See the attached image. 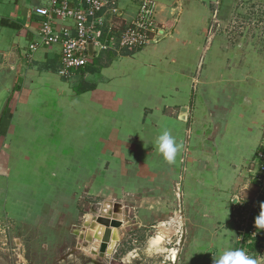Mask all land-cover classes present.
Segmentation results:
<instances>
[{"label": "crops", "instance_id": "0c3cea01", "mask_svg": "<svg viewBox=\"0 0 264 264\" xmlns=\"http://www.w3.org/2000/svg\"><path fill=\"white\" fill-rule=\"evenodd\" d=\"M47 1L0 0V80L13 79L0 107V222L15 232L70 228L83 195H132L124 204L138 227L180 221L171 264H214L236 249L230 199L255 195L250 167L264 135V19L232 22L247 23L251 4L264 17V0H235L227 18L216 0H151L170 29L159 43L104 52L70 80L58 74L60 44L30 49L40 41L34 9ZM141 1L114 0L106 17L125 24ZM73 24L59 28L75 34ZM165 129L180 145L173 163L156 149ZM166 234L168 261L175 232ZM154 237L140 255L162 254Z\"/></svg>", "mask_w": 264, "mask_h": 264}, {"label": "rangeland", "instance_id": "374dc122", "mask_svg": "<svg viewBox=\"0 0 264 264\" xmlns=\"http://www.w3.org/2000/svg\"><path fill=\"white\" fill-rule=\"evenodd\" d=\"M211 6L218 17L227 18L228 10L236 7V3L235 0H216ZM249 11L251 13L246 16L247 23H241L239 17H234L236 20L234 19L232 25L238 28L245 24L250 27L261 24L264 17L256 15L258 12L256 6L249 5ZM12 82V78L0 80L1 89L9 88L6 95L0 94V107L10 98ZM126 197L129 199L126 200ZM132 198V195H124L120 199L109 200L114 203V210L123 215V220L120 221L102 212L105 202L102 197L83 195L78 202L80 214L74 227L41 226L38 230L35 228L33 232L30 230L15 232L12 227L9 229V222H0V262L2 264H171V253L173 249L178 248L180 242V221L171 222L168 219L165 225L146 223L138 227L133 223L132 206L126 207L124 204L131 202ZM49 212L50 210L47 209V214ZM166 231L175 232L174 238L167 244L168 261H165L166 257H164L163 241L167 235ZM81 234L84 235V239L80 238ZM155 235L158 241L156 243L153 241L152 246L160 247L162 254L152 257L140 255V249L149 247V240ZM85 240L88 241L87 246L84 244ZM95 240L99 245L96 249H91L90 246ZM85 247H90L87 248L88 253L84 250ZM175 258L176 252L173 254V259Z\"/></svg>", "mask_w": 264, "mask_h": 264}, {"label": "built area", "instance_id": "2783aa9c", "mask_svg": "<svg viewBox=\"0 0 264 264\" xmlns=\"http://www.w3.org/2000/svg\"><path fill=\"white\" fill-rule=\"evenodd\" d=\"M113 3L114 0H48L36 6L35 14L42 17L40 41L30 45L31 51H37L39 46L60 44L58 74L70 80L84 71L93 58L89 53L90 44L96 57L110 50L135 52L159 43L170 31L168 26L157 20L151 0H142L135 18L125 24L116 18L107 19V7ZM112 12L116 15V8ZM69 20L74 23L75 34L65 27L59 28L60 22ZM250 174L257 185L255 195L248 200L242 191H237L230 201L237 228L236 249H243L254 258L250 245L257 240L261 229L255 225V219L264 205V135L256 149Z\"/></svg>", "mask_w": 264, "mask_h": 264}, {"label": "clouds", "instance_id": "9594fccd", "mask_svg": "<svg viewBox=\"0 0 264 264\" xmlns=\"http://www.w3.org/2000/svg\"><path fill=\"white\" fill-rule=\"evenodd\" d=\"M180 145L176 138L167 129L163 130L156 139V149L163 159L173 163L176 159ZM262 211L255 219V225L264 229V205ZM214 264H256V260L243 249H227L218 257H214Z\"/></svg>", "mask_w": 264, "mask_h": 264}, {"label": "water", "instance_id": "95a60500", "mask_svg": "<svg viewBox=\"0 0 264 264\" xmlns=\"http://www.w3.org/2000/svg\"><path fill=\"white\" fill-rule=\"evenodd\" d=\"M161 33L163 34L164 31L162 30ZM89 53H90V56L91 57H94V53H93V46L92 44H90L89 46ZM103 213L107 214V215H111L113 219H116V220H123V215L121 213H118L114 210V203L112 201H105L104 202V208H103ZM84 235L81 234L80 238L81 239H84L83 237ZM84 244L87 246L88 245V241L85 240Z\"/></svg>", "mask_w": 264, "mask_h": 264}, {"label": "trees", "instance_id": "16d2710c", "mask_svg": "<svg viewBox=\"0 0 264 264\" xmlns=\"http://www.w3.org/2000/svg\"><path fill=\"white\" fill-rule=\"evenodd\" d=\"M91 60H93V63H100L99 57ZM250 249L254 252V258L256 259L264 251V229H260L257 240L250 245Z\"/></svg>", "mask_w": 264, "mask_h": 264}, {"label": "bare ground", "instance_id": "6f19581e", "mask_svg": "<svg viewBox=\"0 0 264 264\" xmlns=\"http://www.w3.org/2000/svg\"><path fill=\"white\" fill-rule=\"evenodd\" d=\"M153 241L156 243V242L158 241V237L155 236V237L152 239L151 243H152ZM98 245H99V242H98V241H95L94 244L91 246V249H96V248L98 247Z\"/></svg>", "mask_w": 264, "mask_h": 264}]
</instances>
